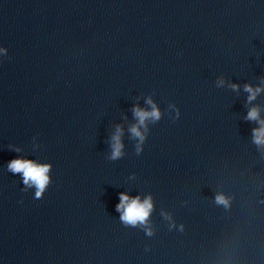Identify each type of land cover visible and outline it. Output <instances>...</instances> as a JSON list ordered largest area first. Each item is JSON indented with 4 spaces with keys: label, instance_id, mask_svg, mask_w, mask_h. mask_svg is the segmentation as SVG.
I'll return each instance as SVG.
<instances>
[{
    "label": "clouds",
    "instance_id": "9594fccd",
    "mask_svg": "<svg viewBox=\"0 0 264 264\" xmlns=\"http://www.w3.org/2000/svg\"><path fill=\"white\" fill-rule=\"evenodd\" d=\"M2 51V49H0ZM224 79L220 78L217 81V87L224 86ZM230 87L233 90H238L239 86L236 84H231ZM244 91L249 95L247 97L248 103H251L256 99L258 94L261 91H264V87H253L252 85L245 84ZM147 104L151 106V110H145L136 106L133 108V114L137 120V124L133 125L129 131L132 136L139 139V144H137V153L141 151L140 144L145 140V135L140 131V126H144L145 132H147L146 121L152 120L153 122L159 121L161 118V112L157 108L156 104L153 103L151 98H148L146 101ZM177 117H179V111L177 110ZM247 121H254L259 126L252 130L253 142L257 146H264V119L260 116V109L257 106L251 107L245 117ZM122 129L117 126L115 134L112 136V152L110 159L116 160L119 159L123 153L122 148L123 144L121 142ZM10 150L19 153L20 148L13 145L9 146ZM51 169L50 164H40L32 159L25 158L23 156H17L12 159L7 164V170L13 174H20L22 176V182L26 186L24 191L28 187L35 188V197L40 199L43 197V194L47 187L50 184L49 172ZM230 197L225 196L223 193H218L215 196V203L218 205H223L225 208L230 205ZM154 210V204L151 195L146 196L143 200L140 196L130 197L128 194L121 192L119 194V203L116 205V211L120 213L119 219L122 224L125 226H143L145 234L152 236L154 234L153 229L150 226L149 218ZM161 215L164 219L172 221V217L167 212H161ZM175 223L171 222L169 227H175ZM181 229L183 226H180Z\"/></svg>",
    "mask_w": 264,
    "mask_h": 264
}]
</instances>
